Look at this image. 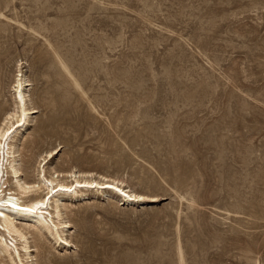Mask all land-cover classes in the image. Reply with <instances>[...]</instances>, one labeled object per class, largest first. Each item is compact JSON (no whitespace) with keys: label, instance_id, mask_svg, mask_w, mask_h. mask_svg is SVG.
<instances>
[{"label":"rangeland","instance_id":"obj_1","mask_svg":"<svg viewBox=\"0 0 264 264\" xmlns=\"http://www.w3.org/2000/svg\"><path fill=\"white\" fill-rule=\"evenodd\" d=\"M18 70L23 174L57 148L157 198L68 201L37 264H264V0H0V117Z\"/></svg>","mask_w":264,"mask_h":264},{"label":"bare ground","instance_id":"obj_2","mask_svg":"<svg viewBox=\"0 0 264 264\" xmlns=\"http://www.w3.org/2000/svg\"><path fill=\"white\" fill-rule=\"evenodd\" d=\"M17 72L13 107L4 110L0 117V264H37V256L48 250L42 239L64 249L73 245L68 201L80 200L86 192H93L91 189L116 194L111 198H120L122 205L125 202L140 205L157 198L131 190L123 180L93 171L53 168L47 176L44 166L59 152L57 148L45 151L35 178L23 174L18 138L29 128L34 119L32 114L37 110L25 90L29 80L20 70ZM31 142L26 138L24 146ZM34 251L37 254H33Z\"/></svg>","mask_w":264,"mask_h":264}]
</instances>
